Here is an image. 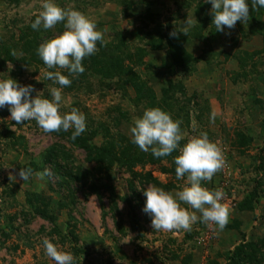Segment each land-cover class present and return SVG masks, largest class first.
<instances>
[{"label": "rangeland", "instance_id": "1", "mask_svg": "<svg viewBox=\"0 0 264 264\" xmlns=\"http://www.w3.org/2000/svg\"><path fill=\"white\" fill-rule=\"evenodd\" d=\"M42 2L0 0V80L51 99L50 89L60 85L44 73L68 72L48 69L37 49L65 29H32ZM54 2L108 29L106 43L82 61L85 71L61 89L60 110L82 112L80 136L113 147L116 158L109 167L88 162L66 138L45 133L35 120L16 124L10 108H0V264H55L45 238L72 253L75 264H264V8L251 9L248 0L246 23L221 32L207 0ZM188 16L194 23L185 35ZM174 30L178 38L170 37ZM153 107L182 121L181 148L201 132L221 147L226 163L202 185L226 194L223 230L200 220L191 231L153 228L144 211L147 186L182 190L187 180L176 178L179 148L156 158L132 143L134 119ZM51 147L58 150L53 158ZM71 164L83 182L64 177ZM21 168L33 174L22 180ZM90 187H99L101 198ZM240 244L252 256L231 259Z\"/></svg>", "mask_w": 264, "mask_h": 264}, {"label": "clouds", "instance_id": "2", "mask_svg": "<svg viewBox=\"0 0 264 264\" xmlns=\"http://www.w3.org/2000/svg\"><path fill=\"white\" fill-rule=\"evenodd\" d=\"M212 4L213 24L217 31L225 27L232 29L238 21L246 23L251 9L257 6L264 8V0H207ZM42 10L32 23L33 30H49L57 24H64L62 34L40 44L38 56L48 69H64L47 71L46 79L59 84L60 87L50 89L51 99L42 96V92L32 98L34 91L31 85L21 86L12 78L0 80V108H10L11 119L16 124L35 120L45 133L68 132L74 129L71 139L76 140L86 131V117L78 109L73 108L69 113L61 112L62 88L71 85L69 77H77L85 71L82 61L94 55L99 49L98 42H104V33L108 29L97 30L96 21L72 8H63L54 0H43ZM181 30L187 35L194 21L188 16ZM170 37L178 38V32L172 31ZM15 56V51L12 52ZM38 79V77H37ZM215 119V113L211 117ZM182 121L174 120L170 113L160 107L146 109L142 117L134 119L130 128L132 143L140 150L148 152L151 149L156 158L171 155L179 148L180 154L175 157V174L177 180L187 177L182 190H165L163 187L150 184L144 191L146 205L144 211L152 216V226L156 231L171 232L173 230L191 231L198 221L218 225L223 230L229 220L230 210L226 203L223 189H209L202 181H211L213 176L222 170L226 161L218 142L209 139L207 132L192 136L187 143L180 147L184 139L181 130ZM33 174L31 168H21L20 179L27 180ZM48 171L39 175H48ZM182 205H189V208ZM200 213V216L197 215ZM46 255L55 264H75L72 253L60 249L52 240H43Z\"/></svg>", "mask_w": 264, "mask_h": 264}, {"label": "trees", "instance_id": "3", "mask_svg": "<svg viewBox=\"0 0 264 264\" xmlns=\"http://www.w3.org/2000/svg\"><path fill=\"white\" fill-rule=\"evenodd\" d=\"M25 62L27 64H30L31 61H30V59H26ZM61 131L55 132V133L66 138L67 141L70 142L72 145L83 150L86 154L88 162H97L101 166H107V167H109L110 165H113L115 158H116V157H114L115 151H114L113 147L106 148L103 146H98L97 144L92 142L88 137H85V136H79V137H77L76 140H72L71 139L72 132H61ZM57 151H58L57 149L51 147L47 151V155L49 156V158H53L54 152H57ZM65 154H67L68 156H71L68 153H65ZM124 164L131 167V165L129 163H124ZM81 174H82V172H81ZM64 177L68 180H71L72 182H83L86 179L85 177L80 175V172L74 171L73 164L70 165L69 170L64 175ZM152 180L154 182H157L156 179H152ZM90 189L94 193H96L99 196V198H101L102 194L99 191V187H96V188L90 187ZM246 247L247 246L245 244H240L239 246H237L235 251H233V254L231 255V259H233V260L240 259V258H242V256H244L246 258L251 257L252 254H249V253L244 254Z\"/></svg>", "mask_w": 264, "mask_h": 264}]
</instances>
